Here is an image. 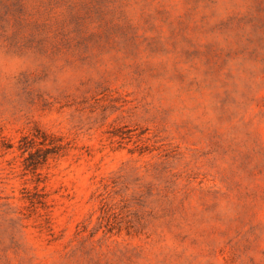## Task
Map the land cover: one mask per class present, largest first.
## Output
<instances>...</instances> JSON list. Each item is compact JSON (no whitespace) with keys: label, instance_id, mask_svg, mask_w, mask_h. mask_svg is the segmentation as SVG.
I'll return each instance as SVG.
<instances>
[{"label":"rangeland","instance_id":"1","mask_svg":"<svg viewBox=\"0 0 264 264\" xmlns=\"http://www.w3.org/2000/svg\"><path fill=\"white\" fill-rule=\"evenodd\" d=\"M0 264H264V0H0Z\"/></svg>","mask_w":264,"mask_h":264},{"label":"trees","instance_id":"2","mask_svg":"<svg viewBox=\"0 0 264 264\" xmlns=\"http://www.w3.org/2000/svg\"><path fill=\"white\" fill-rule=\"evenodd\" d=\"M41 139L42 140H39L38 136L33 135V137L30 138L29 140L32 145L37 143L38 145H41L44 148L42 150L44 159H47L49 155L58 154V151L62 148L59 144H56V141H58V139L54 137L42 135ZM29 156L32 157L33 154L29 153Z\"/></svg>","mask_w":264,"mask_h":264}]
</instances>
